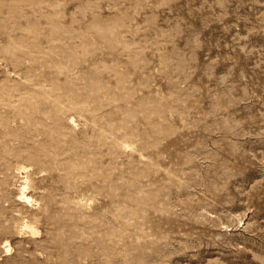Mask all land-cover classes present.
I'll return each mask as SVG.
<instances>
[{"label": "rangeland", "instance_id": "rangeland-1", "mask_svg": "<svg viewBox=\"0 0 264 264\" xmlns=\"http://www.w3.org/2000/svg\"><path fill=\"white\" fill-rule=\"evenodd\" d=\"M48 1L0 0V264H264V0Z\"/></svg>", "mask_w": 264, "mask_h": 264}, {"label": "bare ground", "instance_id": "bare-ground-1", "mask_svg": "<svg viewBox=\"0 0 264 264\" xmlns=\"http://www.w3.org/2000/svg\"><path fill=\"white\" fill-rule=\"evenodd\" d=\"M48 1V0H47ZM53 1H55V0H53ZM58 1V0H57ZM49 2H51V0H49L48 1V3ZM56 2V1H55ZM54 3V2H53ZM58 3V2H57ZM56 3V4H57ZM38 4V3H37ZM40 4V3H39ZM52 4V3H51ZM50 4V5H51ZM56 4H55V7H56ZM52 5H54V4H52ZM52 7V6H51ZM60 7V6H59ZM39 8V7H38ZM40 9V8H39ZM35 10V9H34ZM54 12H55V10H54ZM53 12V13H54ZM53 13H51V15L53 14ZM49 15V14H48ZM54 15V14H53ZM56 23V22H55ZM58 30H60V29H58ZM18 45V44H17ZM51 47V46H50ZM11 50V49H10ZM17 51V50H16ZM24 54V53H23ZM68 59V58H67ZM3 114V113H2ZM1 115V114H0ZM160 150V149H159ZM172 173V172H171ZM164 175V174H163ZM174 176H176V175H174ZM1 179V178H0ZM5 179V178H4ZM173 179V178H172ZM3 181H5V180H3ZM3 181H1V183L3 182ZM19 184V183H18ZM2 185V184H1ZM4 185H5V183H4ZM4 185H3V189H4ZM17 188V187H16ZM28 188V181H27V179L24 181V184L19 188V201L21 202V205L22 206H26V205H29V206H32V204H31V202H32V197L30 196V195H28L25 191H26V189ZM6 190V189H5ZM1 191H2V189H1ZM7 193V192H6ZM6 195V194H5ZM1 197H4V196H1ZM3 199V198H2ZM161 198H159L158 200L160 201V202H157V203H161V201H162V199L160 200ZM7 200V199H6ZM13 203V202H12ZM35 203V202H34ZM154 203L156 204V201H154ZM14 204V203H13ZM17 204V203H16ZM16 204H14V205H16ZM164 204V203H163ZM14 205H12V206H14ZM154 205V204H153ZM156 205H158V204H156ZM160 205H162V204H160ZM21 206V207H22ZM16 207H17V205H16ZM21 207L20 208H17V209H21ZM161 208L163 207V205L162 206H160ZM2 208H6V207H4V206H2ZM1 208V209H2ZM3 211V210H2ZM140 211H142L141 209H140ZM143 213V212H142ZM16 214H17V212H16ZM141 214V213H140ZM170 214V213H169ZM0 215H1V213H0ZM23 215V214H22ZM25 215V214H24ZM18 216V215H17ZM138 216V215H137ZM19 217V216H18ZM140 217V216H139ZM1 218H3V217H1ZM8 218H11V216L10 217H8ZM7 218V219H8ZM13 218V217H12ZM129 218V217H128ZM159 218V217H158ZM136 219H137V217H136ZM135 219V220H136ZM11 220V219H10ZM22 220V219H21ZM163 220H164V218H163ZM128 221V220H127ZM137 221V220H136ZM147 221H149V220H147ZM135 222V221H134ZM160 222V221H159ZM158 222V223H159ZM165 223H166V221H164ZM164 222H162V224L164 223ZM8 223H10V222H7L6 220H5V218L4 219H0V225L2 226V228L3 229H6V228H9L10 227V225L8 224ZM126 221H125V225H126ZM152 223H153V221H152ZM152 223H151V226H152ZM158 223H157V225H158ZM120 224V223H119ZM134 224H136L137 225V223L135 222ZM146 224V223H145ZM150 224V223H149ZM161 224V225H162ZM122 225H124V223H122ZM130 226H131V224H129ZM154 225H155V223H154ZM153 225V226H154ZM160 225V224H159ZM12 226V225H11ZM134 226V225H133ZM138 226H139V223H138ZM137 226V227H138ZM151 226L149 225V226H147L146 225V227H150L151 228ZM163 226V225H162ZM135 227V226H134ZM168 227H169V225H168ZM12 228V227H11ZM23 228H28L29 229V232L31 233V234H33V233H35V228L30 224V223H28V221H23ZM128 228V227H127ZM141 228V227H140ZM105 229V228H104ZM125 229V228H124ZM135 229H137L136 227H135ZM139 229V228H138ZM152 229V228H151ZM155 229V227L152 229V230H154ZM164 229V228H163ZM121 230V229H120ZM166 230V229H165ZM3 231V230H2ZM84 231V230H83ZM87 231V230H86ZM109 231V230H108ZM121 231H124V230H121ZM136 231V230H135ZM0 232H1V229H0ZM4 233H5V231H3ZM98 231H96V234H98L97 233ZM111 232V231H110ZM156 232H158V230L156 231ZM165 232V231H164ZM10 233V232H9ZM85 233V232H84ZM107 233V232H106ZM130 233V232H129ZM134 233V232H133ZM94 234H95V232H94ZM93 234V235H94ZM105 234V233H104ZM107 234H110V233H107ZM35 235H37V234H35ZM85 235H87V234H85ZM92 235V234H91ZM166 235V234H165ZM84 236V235H83ZM83 236H82V238H83ZM88 236H89V234H88ZM87 236V237H88ZM97 236H99V235H97ZM142 236V235H141ZM141 236H139V238H141ZM149 236V235H148ZM156 236V235H155ZM154 236V237H155ZM79 237V236H78ZM104 238V237H103ZM102 238V239H103ZM107 238V237H106ZM109 238V237H108ZM114 238V237H113ZM122 238V237H121ZM148 238H151V239H153V234H152V237H148ZM20 239H22V238H20ZM90 239V238H89ZM100 239V238H99ZM123 239V238H122ZM135 240L134 241H137L136 240V238H134ZM159 239V238H158ZM104 240H105V238H104ZM109 240V239H108ZM133 240V239H132ZM131 240V241H132ZM145 240V239H144ZM148 240V239H147ZM89 241V240H88ZM113 241V240H112ZM126 241V240H125ZM140 241V240H139ZM156 241H157V239H156ZM155 241V238H154V240H153V242L152 241H150V242H152V243H154V242H156ZM150 242H148V243H150ZM158 242V241H157ZM115 243V242H114ZM133 243V242H132ZM141 243V242H140ZM144 243H146V242H144L143 240H142V244L143 245H145ZM152 243H150V244H152ZM123 244H124V242H123ZM147 244V243H146ZM150 244H148V246L150 245ZM94 245V244H93ZM108 245V244H107ZM133 245V244H132ZM135 245L137 246V245H139V244H137L136 242H135ZM135 245H134V247H135ZM141 245V244H140ZM153 245V244H152ZM152 245H150V246H152ZM113 246V245H112ZM128 246V245H127ZM148 246H146V248L145 249H147L148 248ZM95 247V246H94ZM98 247V246H97ZM116 247H117V245H116ZM118 247H121L120 245L118 246ZM117 247V248H118ZM124 247V246H123ZM126 247V246H125ZM145 247V246H144ZM109 248V246L106 248V249H108ZM141 247H138V250L140 249ZM4 249H5V255H9V253H10V251H11V249L8 247V243H7V241H5V244H4ZM92 249V248H91ZM111 249V248H110ZM120 249V248H119ZM124 249V248H123ZM130 249H131V247H130ZM118 250V249H117ZM133 250V249H132ZM138 250H136V251H138ZM141 250H143V249H141ZM148 250V249H147ZM100 251V250H99ZM116 251V250H115ZM114 251V252H115ZM130 250H128V252H129ZM135 251V250H134ZM146 251V250H145ZM144 251V252H145ZM103 252V251H102ZM109 252H111L110 250H109ZM113 252V253H114ZM120 252V250L118 251V252H116V253H119ZM122 252V251H121ZM131 252H133V251H131ZM143 252V251H142ZM144 252H143V254H144ZM97 253V252H96ZM113 253H110V254H113ZM116 253L114 254L115 255V257H116ZM127 253V252H126ZM136 253H138V252H136ZM91 254V253H90ZM98 254V253H97ZM102 254V253H101ZM104 254V253H103ZM107 254H108V252H107ZM124 254V253H123ZM128 254V253H127ZM142 254V255H143ZM98 255H100V252H99V254ZM113 255V256H114ZM120 255V254H119ZM126 255V254H125ZM134 255V254H133ZM141 255V254H140ZM76 256H77V254H76ZM83 256V255H82ZM96 256V255H95ZM112 256V255H111ZM81 257V256H80ZM87 257V256H86ZM90 257V256H89ZM97 257V256H96ZM118 257V256H117ZM117 257H116V261H117ZM120 257H122V256H120ZM138 257H140L139 255H138ZM82 258V257H81ZM94 258V257H93ZM100 258V257H99ZM104 258V257H103ZM119 258V257H118ZM105 259V258H104ZM103 259V260H104ZM109 259H111L110 258V256H109ZM123 259V258H122ZM129 259H131L130 257H129ZM133 259V258H132ZM135 259H137V258H135ZM134 259V260H135ZM140 259V258H139ZM85 260H87V259H85ZM91 260V259H90ZM94 260H96V259H94ZM126 259H124V261H125ZM102 261V260H101ZM111 261H113V260H111ZM118 261H119V259H118ZM121 261V260H120ZM127 261V260H126ZM105 262V261H104ZM122 262V261H121ZM128 262V261H127ZM140 262V261H139ZM95 263V262H94ZM96 263H98L97 261H96ZM106 263V262H105ZM117 263H119V262H117ZM135 263V262H134ZM90 264H91V262H90ZM93 264V263H92ZM99 264V263H98ZM100 264H103L102 262L100 263ZM129 264H130V262H129ZM138 264H140V263H138ZM142 264V263H141Z\"/></svg>", "mask_w": 264, "mask_h": 264}]
</instances>
